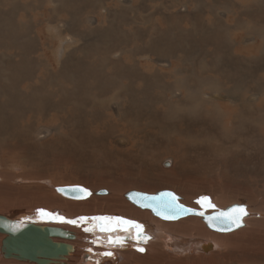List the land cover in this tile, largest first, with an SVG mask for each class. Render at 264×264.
<instances>
[{
	"label": "rangeland",
	"instance_id": "obj_1",
	"mask_svg": "<svg viewBox=\"0 0 264 264\" xmlns=\"http://www.w3.org/2000/svg\"><path fill=\"white\" fill-rule=\"evenodd\" d=\"M182 1L191 6L189 13L181 12L180 3L175 7L178 12L171 14L170 9L174 4L170 5V0L137 1L145 8L142 11L145 17L150 18L140 24L146 28L143 40L149 38L150 30L156 24H161L163 40L171 43L167 53H159L158 56L149 53L147 58L142 57L139 60L141 68L125 65L126 53L123 49L127 43L134 41L140 21L113 24L107 54L120 51L117 54L120 58L117 57V61L112 58L111 65L107 63L104 76L107 78L110 73V85H103L97 75L93 76L91 92L84 89L89 83L87 78L82 80V77L87 74L88 61L97 63L102 59L101 55H91L88 59L73 55L72 59L77 63H68L67 54H62V57L60 49L56 47L61 46L69 51L75 48V44H65L61 36H58L59 40H54L45 30V36L52 44L50 49L57 50V54L47 52L53 57L50 63L33 54V59L40 65L34 63L33 72L29 73L31 80L20 83L26 87L36 82L47 90L55 91L58 103L54 101L50 105L46 101L44 113H40L42 110L36 106L21 105V95H25L22 88L16 86L7 91L6 79L0 77V210L7 212L4 214L19 209L13 205L19 197L17 204L45 206L49 195L52 193L57 198V187L63 185L81 184L96 190L103 184L121 185L122 188L133 184L134 188H145L147 185L160 190L168 187L166 184L171 181L183 183L185 188L192 189H189L192 193L198 192L205 183L220 190L227 185L237 188L228 189V194L221 200L214 202L208 199L213 207L206 209L208 213L236 203L245 204L248 212L255 205L263 210L264 205L252 193L257 189L264 192V89L259 91L256 102L250 100L248 94L260 89V85L264 87V58L261 61L256 57L262 53V42L258 38L259 35L264 36V0L252 4L246 0H222L223 3L200 0L204 4V17L196 14L197 0ZM19 3L27 5L29 13L35 11L31 7L38 9L35 0H20ZM1 7H9V4L5 2L4 5L0 4ZM220 11L224 14L221 15ZM23 15L24 12L19 13V20L22 21ZM252 16H260L261 20L252 19ZM176 20L184 21L185 27ZM100 21L105 27L97 36L104 38V31L109 28L108 21ZM47 24L45 20L44 25ZM221 24L229 32H236L247 39L249 36V41L257 46L240 51L238 39L232 37L231 33L229 43L223 42L225 46L217 45L218 40L210 46L208 38L216 37H208L206 33L213 28L219 29ZM44 32H41L42 36ZM1 37L0 69L7 72V68L11 67L8 74L12 79V73H15L11 66L15 64L12 53L15 55L16 50L5 49V40L9 37L4 33ZM143 48H150V44H144ZM136 51H141V47L135 45L133 52L128 51L131 60ZM15 57L20 60L19 56ZM218 57L223 60L219 64L216 63ZM71 67L80 69L75 74L76 81L65 80V70ZM124 71L132 73L126 77ZM116 72L119 81L113 77ZM57 78L61 85H56ZM208 80L209 83H206ZM213 82L221 87L224 94L235 85L240 86L237 101L236 98L232 101L220 98L219 104L206 102L198 106V112L194 114L189 112L187 103L182 107L184 112L178 110L177 104L180 102L182 106L185 103L189 88H202L204 97H212L209 86ZM130 84L134 87L128 89ZM63 86L77 93L74 103H62ZM37 91L39 96L46 97L43 90ZM47 92L50 94V91ZM56 104L57 107L53 109ZM219 105L223 109H219ZM20 183H31L35 188L26 189V192L21 189L19 191L22 193H19ZM47 183L50 186L40 192V186ZM175 192L183 202L182 193ZM29 193H36L35 197L28 199L26 194ZM241 193H245V197L237 200ZM200 197L206 195L199 193L193 196V205H185L201 208L198 204ZM197 217L201 219L202 216ZM3 237L0 234V246ZM116 254L120 255L119 252ZM8 260L0 253V264L19 263L15 259Z\"/></svg>",
	"mask_w": 264,
	"mask_h": 264
},
{
	"label": "bare ground",
	"instance_id": "obj_2",
	"mask_svg": "<svg viewBox=\"0 0 264 264\" xmlns=\"http://www.w3.org/2000/svg\"><path fill=\"white\" fill-rule=\"evenodd\" d=\"M19 1L20 0H0L1 5H4L5 2L9 4V7L0 8V40L2 38V34L4 33L9 37L7 40H5L7 44L5 49L16 50L15 55L12 53V56H14L12 61L15 60V64L11 65L16 74L12 73L11 79L8 74L11 71V67H8L6 70L7 72H2L0 69V77H4L6 79L5 81L7 82V91L12 90L16 86L22 88V94L25 93V95H21V105L27 106V104H29V107L33 108L34 106H36V108L42 110L40 113H44L43 107L45 106L46 101L50 105L54 101L58 103V99H55L57 98L55 91L47 90L44 88V85H38L36 82H31L26 87L21 86L20 83L31 80L32 75H29V73L33 72L31 71V69L34 68V63L38 66L40 65L38 61L33 59V54H38L37 56H40L39 59L45 61L46 63H50L53 61V57H50L47 54L48 51L52 52L51 55L57 54V50L55 51L54 49H50L52 47V44L50 43L48 37L45 36V30L48 32V36L53 38L54 40H57L58 36H61L64 37L62 38L63 40H61L62 42H70L71 44H75V48H72L69 51H67V49L64 47L61 48L60 45V47H56L57 49H60L59 53H61V56L62 54H67L66 60H69L68 63H77L75 59H72L74 58L73 55H75V58L81 59H83L84 57L88 59V57L91 55H93L94 57L101 55V62L99 61L97 63H93L92 61L90 63L88 61V65L86 66L87 74L82 77V80H84L85 78H87L88 80L89 84L85 86L84 89L88 90L89 92H91L93 76L97 75L103 85H110V73L107 74V78L104 76L106 68L108 67L107 63H112V58L117 61V57H119L117 56V54L120 52L116 51L111 55L107 54L111 46L109 34L113 24H131L140 21L135 31L134 41H132L130 44L127 43L123 47L126 53L125 65L127 67L133 66L134 68H141L142 66L139 60L142 57L147 58L149 53L158 56L159 53H167L171 48V43L164 41L161 36V24H158L159 26L156 24L150 30L149 38L143 40V35L145 34L146 28L141 27L140 24L142 23V21L150 20V18L145 17L144 13L142 12L145 10V8L144 6H141L137 3L138 0H136V2H134V0H35V5L38 7V9H36L35 7H31L32 11L35 10L33 11V13H29V7L24 4L22 5L21 3H19ZM162 1L166 2V0ZM219 1L223 3L222 0H212L213 3H217ZM224 1L228 2L227 0ZM246 1L252 4L258 0ZM180 3H182V13L186 14L190 12L191 6L188 4V2H183L182 0H170V5L174 4L170 9L171 14L178 12L175 7H178L177 4ZM207 3H210V0H208ZM197 6L198 10L196 14L204 17V4L200 0H197ZM20 12H24V15L21 18L22 21L19 20L20 18H18ZM41 14H43V16L40 18ZM220 14L223 15L224 12L220 11ZM259 17L260 16H252L251 18L258 20ZM98 18H100L101 21H108L109 28L105 29L104 34L106 37L104 38H100L97 36L98 32L105 27L99 23L100 20ZM259 19L261 20V18ZM45 20L48 21L47 25H44ZM175 22H178L185 27L184 21L176 20ZM80 29L82 30V32H80ZM88 31L90 33H87ZM41 32H44V36H42ZM151 33H153L152 36ZM230 33L232 37L238 39V50L240 51L254 49V47L257 46L254 42L249 41V39H251L249 36V39H247L243 38V36L239 35L236 32H229L224 25L219 27V29L217 27L213 28L211 31H208L206 33L208 37L213 36L216 38H208L209 41L207 42L210 43V46L213 45V42L216 40L219 41L217 45L222 46V44L224 43L228 44ZM87 36H91V38L88 39ZM141 38L142 40L138 41ZM181 38H183L182 34ZM258 39L260 42H262V53L257 54L256 57H259L258 60L263 61L264 36L259 35ZM58 44H60V42H58ZM144 44H150V48H143ZM226 44H224V46ZM135 45L141 47V51H136L134 54V59L131 60L130 53L134 51ZM127 48L129 50H126ZM5 53H9V51H5ZM15 56H19L20 60H18ZM10 58L11 56L8 57V60H10ZM56 58L59 57L57 56ZM222 61L223 60L221 59V57L216 58L217 64L221 63ZM134 63L136 64L134 65ZM79 70V68L72 67L65 70V80L76 81L77 79L75 78V74H77ZM131 73L132 72H125V76L127 77L128 74ZM7 75L8 77H6ZM113 77L116 81H119L117 72L113 75ZM209 81L210 80L206 81V83H209ZM58 82L59 79L56 85H61ZM133 87L134 85L130 84L128 86V89H131ZM259 87L260 89H257V91H255L254 93L248 94L250 100H253L254 102L257 101V95L260 93L259 91H262L264 89L263 85H260ZM39 89L45 92L46 97L43 95H38L37 90ZM209 89L212 90V97L211 95L204 97V91L202 90V88L195 90L189 88V95L185 103H182V106H180V102L177 104L178 110L180 112H184L182 111V107L187 103L189 112H193L194 114L198 112L197 107L206 102L219 104L220 98L231 99V101L236 98L237 101L240 86L235 85V87L228 91L226 94H224L221 87L214 82L209 86ZM47 91H50V94ZM61 92L62 96L60 99H62L63 104H66L69 101H72L74 103L77 93H73L72 88L63 86ZM25 99L27 101H25ZM56 107L57 104L52 108L54 109ZM218 107L219 109H223L220 105ZM52 115L53 114H51V116ZM59 121H57V123ZM34 138H37V136H34ZM21 176L20 178H23ZM139 177L141 178V176ZM137 183H139V181H137ZM48 186H50V184L48 183L46 185H41L40 192L42 190H45ZM81 186L90 191V194L85 198H69L57 191V198H55L52 193L49 195V201L46 202L47 205L44 206L34 204L32 206H27L26 204H17V202L20 201L19 197L17 201H14V203L16 204H13L14 207H17L19 209L9 210L8 214H6L9 216H13L19 214L38 213L43 211L44 213H54L63 217V221L59 223L44 222V224L48 226L61 227L73 232L74 237L72 239L55 237V240L72 244V246L74 244L75 249L68 253L63 260H60L53 264H81L80 262L83 257H85V263L82 264H264V207L263 210H259L257 205H255L252 209H249V212L247 211L248 214L244 219L245 223L239 229H235L232 232L229 231V233H219V231H212V229L204 221V218L202 219L203 216L200 219L199 217H197L200 215L195 216V214H193L179 218L177 220L164 221V219L154 215L151 210L137 206L126 196L129 191L133 190L149 194H155L157 193V191L159 192L161 190H172L173 192L180 191L182 193L180 194L183 197L184 204L188 203L193 205V201L195 200L193 196H196L199 193L205 194L207 197V201L208 199L214 202L216 200H221V198L228 194V189H237L231 188L230 185L225 186L224 190H220L219 188H211L205 183L196 193H192L190 191L192 189L185 188L183 183L181 184L179 181H171L166 184V186L168 187H163L160 190H156V187H146L147 185L145 186V184H142V186H145V188H141V186L134 188L132 187L133 184L132 186H123V188L121 187V185L115 186L113 184H103L101 188L99 187L96 190L93 189V187L89 189L84 185ZM33 188H35V185H32L31 183H20V185H18V191L21 189H25L22 191L26 192V189L31 190ZM102 189H107V192L99 193V191H101ZM120 190H122L123 194ZM19 193L22 192L19 191ZM35 194L36 193H29V195L26 194V196L28 197V199H30L32 197H35ZM252 194L258 197L260 204L264 205V192H261L257 189L254 190ZM244 197L245 193L238 194L237 200H240ZM26 202H30V200H26ZM50 202H52L53 204H49ZM180 202L183 203L181 201V198ZM191 208L201 209L197 206H193ZM104 215L117 216L119 218H122L121 221H123L124 219L142 225V232L140 233L141 238L133 239V237L137 236V229L135 228V226L125 225L123 222H121L117 233L123 232L125 236L133 239V241L124 239L122 244H118L115 243L116 239L113 238V242L110 243L109 239H104L101 236H96L93 231L94 227L92 218ZM259 216H261L260 219ZM81 217H87L88 219L82 220L80 219ZM69 221H75V223H70ZM85 227L91 230H87ZM76 232H78L77 235ZM145 236L149 237L150 239H147L145 241L143 239V237ZM100 242H102V246H100ZM137 246L144 247L145 251H138L136 248ZM88 248H90V250H88ZM109 252L112 253V255H106V253ZM116 252H119L120 255L118 256ZM97 255H100L102 257H97ZM9 260H13V258H9Z\"/></svg>",
	"mask_w": 264,
	"mask_h": 264
},
{
	"label": "water",
	"instance_id": "obj_3",
	"mask_svg": "<svg viewBox=\"0 0 264 264\" xmlns=\"http://www.w3.org/2000/svg\"><path fill=\"white\" fill-rule=\"evenodd\" d=\"M57 191L66 197L74 199L85 198L90 194V191L81 185L60 186L57 187ZM101 192H107V189H102L99 193ZM126 196L137 206L151 210L154 215L164 220H177L193 214L203 216L206 224L211 229L219 232H229L240 228L244 225V219L247 216L244 215L240 226H236L229 220L227 214L237 206H243L247 211L245 204L236 203L226 209L206 213V209H212L213 207L203 197L198 199L201 209H193L181 203L179 195L172 190H161L155 194L133 190L129 191ZM41 213L13 216L0 213V234L4 235L0 246L2 257L5 259L13 258L19 261L17 264H53L63 260L73 250L72 244L55 240V237L72 239L74 237L73 232L61 227L44 224V222L59 223L63 221V219H60L61 216L54 213L49 215H42ZM116 218L119 217L109 215L93 217V231L96 236H101L104 239L123 237L133 241V239L125 236L123 232L117 233L122 221ZM87 219L86 217L82 220ZM100 246H102V242H100ZM136 248L138 251H140V248L145 251L142 246H137ZM97 257L102 256L97 255ZM84 258L81 259V264L85 263Z\"/></svg>",
	"mask_w": 264,
	"mask_h": 264
},
{
	"label": "snow or ice",
	"instance_id": "obj_4",
	"mask_svg": "<svg viewBox=\"0 0 264 264\" xmlns=\"http://www.w3.org/2000/svg\"><path fill=\"white\" fill-rule=\"evenodd\" d=\"M204 200H207V197L203 198ZM42 215H49L48 213H44L42 211L41 213ZM247 211L246 209L243 207V206H237L235 208H233L231 210L230 213L227 214L229 220H231L232 223H234L236 226H240V222L242 220V217L244 215H247ZM60 219H63V217H60ZM81 219H85V218H81ZM97 219H110V218H97ZM116 219H121L122 218H116ZM70 223H75V221H69ZM125 225H133L135 226V228L137 229V236L136 237H133V239H140L141 238V235L140 233L142 232V225H139V224H136L135 222L133 221H127V220H123L122 221ZM87 230H91V229H87ZM143 239L146 241L147 239H150L149 237H143ZM123 240L124 238L123 237H118L116 238L115 240V243H118V244H122L123 243ZM109 242H113L112 239L110 238L109 239ZM140 251H144L143 248H140L139 249ZM106 255H112V253H106Z\"/></svg>",
	"mask_w": 264,
	"mask_h": 264
}]
</instances>
